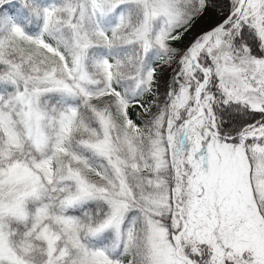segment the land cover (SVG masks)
<instances>
[{
    "label": "snow or ice",
    "instance_id": "obj_1",
    "mask_svg": "<svg viewBox=\"0 0 264 264\" xmlns=\"http://www.w3.org/2000/svg\"><path fill=\"white\" fill-rule=\"evenodd\" d=\"M218 7L0 0V264H264V0L176 46Z\"/></svg>",
    "mask_w": 264,
    "mask_h": 264
},
{
    "label": "rangeland",
    "instance_id": "obj_2",
    "mask_svg": "<svg viewBox=\"0 0 264 264\" xmlns=\"http://www.w3.org/2000/svg\"><path fill=\"white\" fill-rule=\"evenodd\" d=\"M221 11H212L210 10L202 19H200L196 25L194 26V28L192 29V31L188 34V37L185 38V40L181 43L182 46L183 44H186L188 42V40L195 34L199 33L202 30L207 29L212 23H213V17L218 14Z\"/></svg>",
    "mask_w": 264,
    "mask_h": 264
},
{
    "label": "trees",
    "instance_id": "obj_3",
    "mask_svg": "<svg viewBox=\"0 0 264 264\" xmlns=\"http://www.w3.org/2000/svg\"><path fill=\"white\" fill-rule=\"evenodd\" d=\"M218 3L221 5V7H218L214 12H216V11H224V10H225L224 5H227L228 7L231 6V0H218ZM176 46H177V47H182V44H181V43H178ZM167 71L170 73V72H171V69H167ZM160 93H161V94L164 93V85H163V81H161V85H160ZM136 111H138V110H137V109H134V110L132 111V118H133L134 120H136L137 122H139L138 119H137V117H136V115H135Z\"/></svg>",
    "mask_w": 264,
    "mask_h": 264
}]
</instances>
